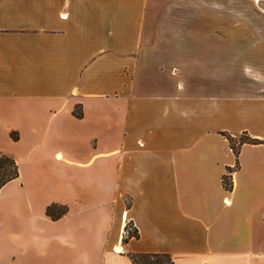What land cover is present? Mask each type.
<instances>
[{"label": "crops", "instance_id": "obj_1", "mask_svg": "<svg viewBox=\"0 0 264 264\" xmlns=\"http://www.w3.org/2000/svg\"><path fill=\"white\" fill-rule=\"evenodd\" d=\"M198 1L0 0V264H264V26Z\"/></svg>", "mask_w": 264, "mask_h": 264}, {"label": "rangeland", "instance_id": "obj_2", "mask_svg": "<svg viewBox=\"0 0 264 264\" xmlns=\"http://www.w3.org/2000/svg\"><path fill=\"white\" fill-rule=\"evenodd\" d=\"M212 1H215V4ZM198 8L200 13L198 26L200 28H202L203 26L207 27L210 25H215L220 27L230 25V26H239L243 28L264 26V0L262 1L245 0L244 2L237 0H199ZM212 9H215L217 11L222 10V12L225 13L224 15L221 13V15L217 16V18H214L213 24L209 21L212 20V18H209L207 15V12H209V10ZM181 11L184 16L190 18L191 9H189V7L183 5ZM178 12L180 13V10L178 9V7H176V13L179 14ZM186 22L183 23V25H189V22L187 23ZM197 38H199L200 41L203 40L204 44L211 41L209 40L208 36L205 34H199ZM244 44L245 43L235 41L233 45L232 42L231 49L238 51L244 46ZM247 51L248 54H250L249 56H254L257 57L258 59L264 57V46L263 47L257 46ZM234 54L235 53H233L232 56H234ZM205 57H207V53L205 54Z\"/></svg>", "mask_w": 264, "mask_h": 264}, {"label": "trees", "instance_id": "obj_3", "mask_svg": "<svg viewBox=\"0 0 264 264\" xmlns=\"http://www.w3.org/2000/svg\"><path fill=\"white\" fill-rule=\"evenodd\" d=\"M73 114L76 117H81L80 106H76L73 110ZM222 135L228 140L230 148L234 155L237 156L238 148L243 143L249 144H264V139L252 138L245 132L241 133L238 137H232L227 133H222ZM12 139H16V135L12 132L10 133ZM237 167V165H235ZM232 168H227V173L222 177V185L226 189L231 188L230 174ZM18 167L15 160L6 155L0 153V188L6 184L8 181L18 177ZM67 211L65 205H59L56 203H51L46 206L45 214L52 220L60 218ZM125 234L122 237V241L126 242L129 238H137L138 233L136 229L132 227L130 222L125 225ZM130 260L133 264H174L170 256L166 253H129Z\"/></svg>", "mask_w": 264, "mask_h": 264}]
</instances>
